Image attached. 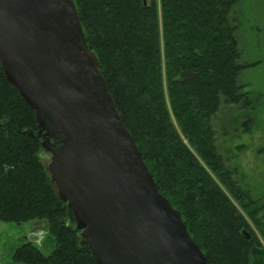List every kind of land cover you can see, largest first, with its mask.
<instances>
[{"label":"trees","instance_id":"obj_1","mask_svg":"<svg viewBox=\"0 0 264 264\" xmlns=\"http://www.w3.org/2000/svg\"><path fill=\"white\" fill-rule=\"evenodd\" d=\"M73 1L119 115L207 264H264L245 218L258 225L262 207L247 201L216 145L220 113L245 98L234 25L242 0ZM42 141L34 112L0 68V222L43 221L51 244L46 253L26 241L12 260L95 264L40 160Z\"/></svg>","mask_w":264,"mask_h":264},{"label":"water","instance_id":"obj_2","mask_svg":"<svg viewBox=\"0 0 264 264\" xmlns=\"http://www.w3.org/2000/svg\"><path fill=\"white\" fill-rule=\"evenodd\" d=\"M0 68L35 114L95 264H207L119 115L73 0H0Z\"/></svg>","mask_w":264,"mask_h":264},{"label":"rangeland","instance_id":"obj_3","mask_svg":"<svg viewBox=\"0 0 264 264\" xmlns=\"http://www.w3.org/2000/svg\"><path fill=\"white\" fill-rule=\"evenodd\" d=\"M235 11L236 36L246 66L237 84L245 98L241 105L225 107L220 113L216 145L227 167L236 168L234 179L247 192V201L254 209L262 207L255 216L258 225L245 218L264 251V0H242ZM40 160L46 166L50 155L42 150ZM46 228L43 221L0 222V264H21L14 262L12 255L26 241L49 253L51 244L44 238Z\"/></svg>","mask_w":264,"mask_h":264}]
</instances>
